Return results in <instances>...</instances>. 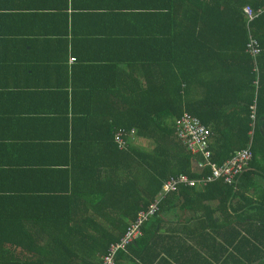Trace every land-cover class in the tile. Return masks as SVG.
<instances>
[{
    "label": "trees",
    "instance_id": "trees-1",
    "mask_svg": "<svg viewBox=\"0 0 264 264\" xmlns=\"http://www.w3.org/2000/svg\"><path fill=\"white\" fill-rule=\"evenodd\" d=\"M245 6L263 12L247 22ZM154 17L157 28L155 24L140 33L130 31L120 41L128 53L144 55L141 73L124 74L135 84H123V79L121 84H112V102L96 105L107 115L92 125L93 138L88 134L74 135L81 139H78L81 146L103 145L112 152L113 159H120L123 168L113 162L116 180L109 194L112 199L96 192L98 184L87 176L82 178L78 192L71 190L70 196L29 197L0 188V264H100L108 246L119 239L138 211L147 210L165 180L179 174L189 179L208 174L206 167L193 168L202 159L190 155L177 140L174 124L181 113L191 114L209 129L215 145L209 152V160L220 165L247 148L251 127L249 107L254 99L256 119L250 147L253 157L238 185L217 180L197 189L180 186L176 193L160 201L151 220H156L165 204L175 200L200 204L198 225L203 230H212L207 235L208 241L213 242L207 247L210 249H205L207 264L218 261L221 255L228 256L222 261L228 264L234 253L239 255L237 264L255 261L264 264V191L256 198L248 195L254 188L249 182L252 177L259 172L264 175V0H175L154 10ZM251 38L261 51L256 60L258 74L253 72L254 61L247 53ZM212 69L221 71L225 83L218 77L210 84H234L233 77L234 81L241 77V84H246L244 104L238 109L242 116L238 120L216 110L209 114L213 108L203 104L201 110L199 103L189 105L183 100L191 87L206 84L200 78ZM142 77L144 87L139 84ZM256 77L257 90L252 85ZM118 79L119 75H114V80ZM154 84H159V91H154ZM101 92L105 90L99 84L90 86L84 91L83 100L93 96L101 99L97 95ZM94 105L87 102L82 105L85 118L90 116ZM214 107L224 109L226 105ZM82 122L85 127L91 125L90 120ZM116 129L135 130V138L149 141V151L134 146L125 152L118 151L113 142ZM91 179L97 183L96 178ZM211 201L216 203L213 208L205 204ZM115 211L122 213L113 215Z\"/></svg>",
    "mask_w": 264,
    "mask_h": 264
},
{
    "label": "crops",
    "instance_id": "crops-1",
    "mask_svg": "<svg viewBox=\"0 0 264 264\" xmlns=\"http://www.w3.org/2000/svg\"><path fill=\"white\" fill-rule=\"evenodd\" d=\"M174 2L0 0V188L3 191L22 192L29 197L70 196L71 190L78 192L82 178L87 176L98 184L96 192L112 199L109 194L116 180L113 162L121 168L120 159H113L112 152L103 145L81 146L74 135L92 136V125L107 115L97 106L113 100L112 84H121L122 79L123 84H135L124 74L141 73L144 55L125 51L120 43L123 36L126 39L128 32L140 33L141 29L155 24L157 28L154 10ZM116 74L118 81L114 80ZM218 77L225 83L221 71L212 69L200 78L206 84L191 87L183 100L189 105L199 103L201 110L205 104L214 109L209 114L216 110L236 120L242 116L238 109L244 104L246 84H241V77L235 81L233 77L234 84H210ZM96 84L105 90L97 94L101 99L93 96L83 100L86 88ZM139 84L144 87V77ZM158 87L159 84H154V91H159ZM85 102L90 106L95 104L87 118L81 113ZM213 103L226 107L216 108ZM83 119L90 120L91 125L85 127ZM253 129L254 125L250 127L251 135L248 132L247 148L251 147ZM124 145V150L115 147L120 152L127 151L129 146L150 149L149 141L138 138L126 140ZM212 146L215 147L210 138L209 152ZM193 166L197 169L196 163ZM91 178H96L97 183ZM252 179L249 182L254 188L248 195L256 198L264 191V175L259 172ZM197 188L203 187H194ZM205 204L216 206L214 201ZM199 207L200 204L193 205L187 200L165 204L156 220L144 225L136 239L138 244L120 251L115 264H207L205 249L213 244L207 235L212 230H203L198 225L202 213ZM121 213L115 211L113 215ZM226 257L221 255L218 261L209 262L226 264L222 262ZM237 257L234 253L228 264H237Z\"/></svg>",
    "mask_w": 264,
    "mask_h": 264
},
{
    "label": "built area",
    "instance_id": "built-area-1",
    "mask_svg": "<svg viewBox=\"0 0 264 264\" xmlns=\"http://www.w3.org/2000/svg\"><path fill=\"white\" fill-rule=\"evenodd\" d=\"M245 20L251 21L263 12L262 9L252 11L249 7L245 6L243 9ZM247 49H250L249 56L254 61L253 72L258 74L257 58L261 55L258 44L252 38L247 43ZM258 78L256 77L253 84L255 89H258ZM251 126L253 127L256 119V99L249 107ZM177 140L182 144L186 151L192 155H198L202 161L196 163L197 168H208V174L195 179H189L185 175L171 176L165 180L161 185V190L157 196L148 205L147 210H140L135 215L134 219L129 221L125 227V231L119 239L111 243L105 254L100 258V264H115L116 255L120 251H124L130 244H133L136 239L141 236L142 229L158 211V204L167 195L175 193L180 186L194 188L204 187L210 182L220 180L228 185L237 183L240 175L249 168L253 154L250 148L243 149L234 153L225 162L216 165L210 162V154L208 151V143L210 139L209 129L200 123V121L187 112H182L181 115L175 120L174 124ZM251 135V131L249 133ZM135 138V130L131 129L125 131L123 129L114 130L113 141L119 150H124V142Z\"/></svg>",
    "mask_w": 264,
    "mask_h": 264
}]
</instances>
